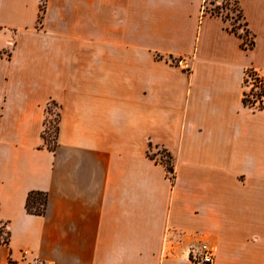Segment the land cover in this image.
Wrapping results in <instances>:
<instances>
[{"label": "crops", "instance_id": "crops-1", "mask_svg": "<svg viewBox=\"0 0 264 264\" xmlns=\"http://www.w3.org/2000/svg\"><path fill=\"white\" fill-rule=\"evenodd\" d=\"M237 1L248 48L203 0H44L40 25L41 0H0V264H199L202 241L264 264V107L242 101L264 0Z\"/></svg>", "mask_w": 264, "mask_h": 264}, {"label": "rangeland", "instance_id": "rangeland-1", "mask_svg": "<svg viewBox=\"0 0 264 264\" xmlns=\"http://www.w3.org/2000/svg\"><path fill=\"white\" fill-rule=\"evenodd\" d=\"M229 1L230 5H226V7L223 8V6H225L224 0H203V7L209 13L210 11L215 9L216 6H220L221 8L218 12L219 16L229 23V28L236 29V31L243 37L244 43H249L251 40V36L249 32L246 31L247 29L244 26L243 19L239 17V13L236 10L235 5H233L232 0ZM249 70L250 69H248L247 71ZM247 71L244 76L245 83L243 84L247 99L256 107L264 105V88L262 86L263 84L260 85L259 78H256L255 74L250 73L248 75ZM47 110L48 113L46 118L45 136L47 139V143L51 145V142L53 141L54 127L56 124V114L58 113V108L53 104H49ZM152 154L155 155L157 160L165 164L168 162V158L164 155L161 148H153Z\"/></svg>", "mask_w": 264, "mask_h": 264}, {"label": "trees", "instance_id": "trees-1", "mask_svg": "<svg viewBox=\"0 0 264 264\" xmlns=\"http://www.w3.org/2000/svg\"><path fill=\"white\" fill-rule=\"evenodd\" d=\"M224 1H225V6H223V8L226 7V5H230V1L229 0H224ZM211 3H213V2H211ZM232 3H233V5H235L236 10L239 13V17H241L243 19V16L241 14V11H240V8H239V5H238V1L237 0H232ZM220 8H221L220 6H216L215 9H213L209 13L212 14V15L219 16V13L218 12H219V9ZM43 11H44V0H41L40 6H39L38 19H37V24L38 25L41 24ZM243 23H244V21H243ZM244 26H245V23H244ZM229 30L231 32L239 35L242 38V45H243V47H245V48L251 47V45L253 44L252 38H251V40H250L249 43H244L243 42V37L236 31V29L229 28ZM246 31H248V30H246ZM169 59L172 60V61H174L171 57H169ZM247 73H248V75L250 73L255 74L256 75V78H259L260 85L263 84L262 79L258 76V74H257L256 71L250 69L249 71H247ZM244 83H245V80L243 81V84ZM262 86L264 88V84ZM242 101H243V103L245 105H247L249 107H253L252 103L247 99V96H246V93H245L244 90H243ZM51 104H53L54 106H56V104L54 102H51ZM258 107L259 108H263L264 106L260 105ZM47 108H48V106H47ZM47 113H48V110H47ZM56 115H57V119H56V124H55V127H54L53 141L51 142V145L47 143L49 146H52L54 144V142H55V134H56V129H57V122H58L59 112ZM45 129H46V119H45L44 129H43V137H44L45 141L47 142V139H46V136H45V133H46V130ZM162 152L168 158V160H167L168 162L166 164L163 163V162H161V163L165 166V169L167 171V174H169V177L172 178L173 177L172 156H171V154L165 148H162ZM45 202H46V195H45L44 192H30L28 194V196H27V199H26V208H27V211H29L30 213L41 214L43 212V209H44V206H45Z\"/></svg>", "mask_w": 264, "mask_h": 264}, {"label": "built area", "instance_id": "built-area-1", "mask_svg": "<svg viewBox=\"0 0 264 264\" xmlns=\"http://www.w3.org/2000/svg\"><path fill=\"white\" fill-rule=\"evenodd\" d=\"M253 107L256 106L253 105ZM28 256V250H20L19 258L15 259L9 257L7 260V264H55L53 261L43 260L40 258H33L29 260ZM188 256L192 261L196 263L211 264L213 262V248L207 242L204 241L200 242L197 245L191 244L188 248Z\"/></svg>", "mask_w": 264, "mask_h": 264}]
</instances>
